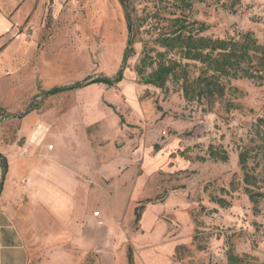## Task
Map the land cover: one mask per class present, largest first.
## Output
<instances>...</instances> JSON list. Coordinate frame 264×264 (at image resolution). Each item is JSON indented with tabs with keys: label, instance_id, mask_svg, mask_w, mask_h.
Instances as JSON below:
<instances>
[{
	"label": "rangeland",
	"instance_id": "obj_1",
	"mask_svg": "<svg viewBox=\"0 0 264 264\" xmlns=\"http://www.w3.org/2000/svg\"><path fill=\"white\" fill-rule=\"evenodd\" d=\"M126 3L135 37L123 80L45 95L88 77L116 76L129 47L124 6L0 0V154L8 161L0 209L8 196H38L42 177L74 178L81 207L104 226L109 258L231 264L233 254L242 264H264V83L232 81L238 92L212 101L187 100L179 82L163 90L143 84L136 73L143 49L160 50L154 16L169 17L174 0ZM230 4L195 2L186 14L209 26L205 36L252 32L264 45V0H241L236 13ZM189 71L197 77L200 64L191 62ZM211 148L226 151L228 162L212 160ZM240 153L247 154L251 185ZM1 175L0 166V185ZM52 223L35 213L28 221Z\"/></svg>",
	"mask_w": 264,
	"mask_h": 264
},
{
	"label": "trees",
	"instance_id": "obj_2",
	"mask_svg": "<svg viewBox=\"0 0 264 264\" xmlns=\"http://www.w3.org/2000/svg\"><path fill=\"white\" fill-rule=\"evenodd\" d=\"M119 1L124 6L127 27L133 33L132 44H134L135 27L126 3L127 0ZM206 1L220 0H174L175 11L170 12L169 17L158 14L154 16L160 19L158 27L161 24L154 40L160 50L144 47L142 58L136 67V73L143 84L163 90L169 82H179L187 100L205 98L212 101L214 99L224 100L231 89L237 93L238 90L230 86L232 81L249 80L264 83V45L259 43L254 33L246 32L237 36L213 38L204 35L209 30L206 23L188 17L186 11H191L195 2L204 3ZM228 1L231 3L230 11L236 13V7L240 5L241 0ZM154 23L151 28L156 29ZM133 54V46L128 47L124 56L126 61L124 63L123 60L119 72L113 78L88 77L74 86L52 90L45 95H54L52 92L57 93L60 90L84 89L94 84L116 86L123 80L128 58ZM191 62L200 64L201 72L195 78L190 75ZM210 158L224 163L229 160L226 151L219 152L214 148L210 149ZM239 165L245 174V184L251 185L250 176L246 172L247 154H239ZM0 166L2 169L1 192L8 172V161L2 154H0ZM248 191L250 200L256 206L258 203L256 196L250 190ZM139 218L140 213L138 212L137 221ZM129 259L131 263V253ZM228 260L231 264H242L244 261L233 254L228 256Z\"/></svg>",
	"mask_w": 264,
	"mask_h": 264
},
{
	"label": "crops",
	"instance_id": "obj_3",
	"mask_svg": "<svg viewBox=\"0 0 264 264\" xmlns=\"http://www.w3.org/2000/svg\"><path fill=\"white\" fill-rule=\"evenodd\" d=\"M37 185L38 196H8L0 209V264H126L122 257L106 256L104 226L81 207L74 178L42 177ZM33 207L40 211H30ZM32 213L56 225L31 227Z\"/></svg>",
	"mask_w": 264,
	"mask_h": 264
},
{
	"label": "water",
	"instance_id": "obj_4",
	"mask_svg": "<svg viewBox=\"0 0 264 264\" xmlns=\"http://www.w3.org/2000/svg\"><path fill=\"white\" fill-rule=\"evenodd\" d=\"M128 45H129V47L132 46V32L131 31H129V42H128ZM125 61H126V58L124 60V63H125ZM58 92H63V90H60ZM55 93L56 92H52V94H55Z\"/></svg>",
	"mask_w": 264,
	"mask_h": 264
},
{
	"label": "built area",
	"instance_id": "obj_5",
	"mask_svg": "<svg viewBox=\"0 0 264 264\" xmlns=\"http://www.w3.org/2000/svg\"><path fill=\"white\" fill-rule=\"evenodd\" d=\"M52 148H53L52 146L49 147V149H52ZM95 215H98V213L96 212Z\"/></svg>",
	"mask_w": 264,
	"mask_h": 264
}]
</instances>
